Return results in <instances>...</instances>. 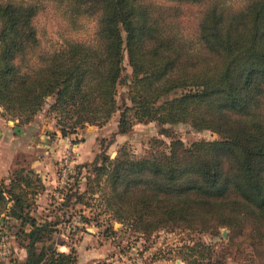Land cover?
<instances>
[{
	"label": "trees",
	"instance_id": "16d2710c",
	"mask_svg": "<svg viewBox=\"0 0 264 264\" xmlns=\"http://www.w3.org/2000/svg\"><path fill=\"white\" fill-rule=\"evenodd\" d=\"M226 1L0 0V109L21 126L50 97L46 115L60 137L102 127L116 111V134L152 121L166 135L164 125L175 124L215 133L189 144L171 138L137 157L123 148L112 159L97 153L77 166L84 189L77 171L59 206L93 199L98 214L143 238L160 229L215 235L224 228L235 260L264 264V0ZM46 4L68 32L91 24L86 38L42 42L33 20ZM119 84L129 103L121 108ZM7 179L0 232L25 251L10 264H75L74 248L58 250L65 244L54 239L57 216L33 215L44 190L39 177L14 167ZM185 247V257L200 251Z\"/></svg>",
	"mask_w": 264,
	"mask_h": 264
},
{
	"label": "rangeland",
	"instance_id": "374dc122",
	"mask_svg": "<svg viewBox=\"0 0 264 264\" xmlns=\"http://www.w3.org/2000/svg\"><path fill=\"white\" fill-rule=\"evenodd\" d=\"M156 1L159 2L160 0ZM243 2L244 0H227L226 4L237 7ZM183 11L187 13L190 10L185 7ZM33 23L41 41L52 44L60 43L63 38L85 39L87 35L84 34L91 27V24L85 23L83 32H68L62 26L60 17L52 4H46L45 8L36 15ZM122 65V74L128 77L130 69L125 54L122 58ZM115 100L119 108L122 107L123 103L129 104L126 100V85L119 84L116 87ZM51 101L52 98L50 97L46 99L42 109L32 121L36 119L37 123L43 122L42 125H44V122H48L49 118L51 119V116L46 115L48 104ZM117 115L118 111L102 127L93 126L96 129V138L94 142H89L90 147L86 150L78 151L76 148L82 143L83 131L88 127L85 126L78 131V136H72V139L69 140L75 149L70 147L65 149L56 164L55 183L50 188L52 190L46 199L47 206L42 213L47 215L49 219L55 215L57 216L55 218L60 221L56 226L57 232L54 233V239L57 243L64 242L66 246H58V250L66 252L67 245L74 248L77 257L75 264H175L176 262L179 264H242V262L234 259L233 254L229 253L232 248L226 243V231L225 234L221 232L224 228H221L219 233L215 235L178 229H160L151 233L147 238H143L140 237V234H133L125 225L121 226L115 221H110L107 215L98 214L99 209L93 199L87 200L89 206L73 202L66 207L59 206L60 201L58 200L61 196L59 194L65 191L63 189L64 184H61V178H63L64 183L65 180L71 182V176L79 171L77 186L79 190H83L85 181L80 178V175L84 174V169L77 168V166L91 162L97 153L107 154L108 158L112 159L116 150L123 148L129 155L137 157L151 150H162L171 138H178L184 144H189L192 141L212 140L217 137L213 132L196 131L185 124L164 125L166 132H169V135H166L154 121L135 123L127 133L116 134ZM0 118L7 125L14 124L11 118L2 115L1 109ZM46 135L48 136L46 140L53 141L54 138L50 133H46ZM80 216L87 219L88 222H82ZM8 237V254L7 258L2 261L4 264H10L11 258L17 260L13 251L14 246H16L13 236L8 235ZM195 245L200 251L185 257V254L188 255L185 253V246Z\"/></svg>",
	"mask_w": 264,
	"mask_h": 264
},
{
	"label": "crops",
	"instance_id": "0c3cea01",
	"mask_svg": "<svg viewBox=\"0 0 264 264\" xmlns=\"http://www.w3.org/2000/svg\"><path fill=\"white\" fill-rule=\"evenodd\" d=\"M34 119L27 124L17 126L7 125L0 118V181L7 182L8 174L14 167H23L31 170L40 179L44 190L36 197L33 215L43 216L42 211L46 208V199L55 183V168L58 160L61 158L65 149L71 146L69 140L71 137H60L53 125V119L48 122H36ZM84 129L82 143L77 150H86L90 147L89 142H94L96 138V129L88 126ZM46 133L53 136V141L48 139ZM78 136V134L76 135ZM74 146V145H73ZM20 157V158H19ZM13 251L18 261L25 257V251L22 248L14 246Z\"/></svg>",
	"mask_w": 264,
	"mask_h": 264
},
{
	"label": "built area",
	"instance_id": "2783aa9c",
	"mask_svg": "<svg viewBox=\"0 0 264 264\" xmlns=\"http://www.w3.org/2000/svg\"><path fill=\"white\" fill-rule=\"evenodd\" d=\"M61 178V184H64V180ZM8 234L0 232V264H4L2 261L7 258L8 254Z\"/></svg>",
	"mask_w": 264,
	"mask_h": 264
},
{
	"label": "water",
	"instance_id": "95a60500",
	"mask_svg": "<svg viewBox=\"0 0 264 264\" xmlns=\"http://www.w3.org/2000/svg\"><path fill=\"white\" fill-rule=\"evenodd\" d=\"M221 232L225 234V229H222ZM175 264H179V262H176Z\"/></svg>",
	"mask_w": 264,
	"mask_h": 264
}]
</instances>
